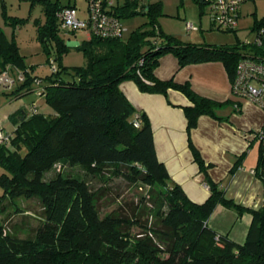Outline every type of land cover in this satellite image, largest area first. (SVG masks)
Masks as SVG:
<instances>
[{"label": "trees", "instance_id": "trees-1", "mask_svg": "<svg viewBox=\"0 0 264 264\" xmlns=\"http://www.w3.org/2000/svg\"><path fill=\"white\" fill-rule=\"evenodd\" d=\"M196 1L202 13L207 0ZM139 2L122 1L119 19L134 13L148 14L152 27L136 28L126 39L91 35L78 45L87 57V65L76 66L73 71L60 61L67 47L58 35L56 16L61 7L72 2H45L46 20L38 23L37 37L48 51V61L54 62L55 57L59 65L55 64L56 69L44 77L33 75L14 40H8L0 29V71L7 67L21 71L24 79L17 81L19 88L35 84L51 109L49 113L38 111L37 105L31 113L18 109L10 116L16 117L15 127L6 129L11 134L9 145H0V213L7 205L14 207L17 198L35 199L40 209L33 226L27 222V215L12 227L0 225V264H264L262 146L255 174L263 184V204L246 208L226 197L225 190L211 179L209 165L188 138L193 158L209 187L208 197L195 202L157 158L147 114L137 111L120 88L122 81L132 80L143 92L163 94L169 104L168 90L180 91L191 102L181 106L189 133L200 115L219 118L218 105L229 100L218 102L205 97L189 81L156 77L154 69L159 58L172 53L179 66L221 61L232 81L243 50L239 43H196L165 33L156 23L161 1L140 2L136 10ZM209 23L210 29L214 28ZM52 39L57 50L54 57L49 52ZM135 119L139 120L138 126L134 125ZM55 163L79 166L86 175L104 182L108 174L118 175L139 189L149 187L153 194L156 185L162 190L155 194L158 198L152 199L151 206L145 193L136 200L120 198L119 192L112 197L106 182L92 189L85 178L61 170L46 178L45 173ZM109 196L114 206L102 211L101 202ZM219 204L236 209L238 214L250 212L251 222L243 242L209 226V217ZM16 209L22 214L28 212ZM26 226L30 227L28 233L19 235Z\"/></svg>", "mask_w": 264, "mask_h": 264}, {"label": "rangeland", "instance_id": "rangeland-1", "mask_svg": "<svg viewBox=\"0 0 264 264\" xmlns=\"http://www.w3.org/2000/svg\"><path fill=\"white\" fill-rule=\"evenodd\" d=\"M68 1L69 0H0V29L8 40H14L25 65L32 69L33 75L44 77L52 70L51 63L48 61V51L43 47L41 41L37 37L38 23L43 24L46 20L45 2L51 4L56 2L58 4H66ZM75 1L80 7L79 15H84V0ZM143 1L147 0H140V2ZM160 1L161 14L157 15L156 23L165 33L173 34L175 33L174 31H183V29H185V21H189L196 27V29L193 30L200 31L202 28V33L205 37L200 35V42L208 44L236 45L245 39L252 41L254 38L255 26L259 22L262 24L261 20H264V0H247L242 4L237 31L210 29L206 5H203L204 11L201 13L202 9L196 0ZM140 2L137 4L138 7L136 6V10L139 9ZM122 21L125 25V30L122 34L123 39H126L130 32L136 28L145 27L149 29L152 27L148 14L134 13L130 16L123 17ZM57 23L59 27L58 35L63 39L67 47L61 55V64L70 71H73L76 66H86L87 57L82 48L78 46L82 45L86 40L85 32L83 30H78L73 33L68 29L62 28L59 22ZM251 28L252 31H250ZM49 50L53 57L57 54L55 40L53 39L50 41ZM53 60L58 66L59 61L55 59V57ZM18 82L12 83L10 86L6 87L0 86V118L5 116L8 112H16L18 109L27 110L33 103L37 105L38 111H50V107L46 104L44 96L38 92L35 84L19 88ZM233 98L235 97L233 96ZM241 102L244 106L243 111L244 115L246 114V118L250 119L251 117V124H258V119L262 116L261 111L251 106L246 100H241ZM228 103L233 105L234 101L223 102L221 104L222 106H219L220 110L217 109V111L221 114L227 113L232 109ZM232 113L237 114L238 112L233 111ZM236 124L243 126L239 120L236 121ZM250 143L251 145L247 148V158L245 156L246 161L244 162L243 169V178L245 179L243 180L248 181V179L252 178V184L249 186L244 185L245 189L242 191L239 189L237 192L234 191V186L238 185L234 184L233 186V183L229 184V193L231 195L235 194L237 198L241 200L244 197L251 203L258 205L259 208L263 204V185L259 179L257 180L254 173H250V169L253 168L256 163L258 142L256 139H252ZM24 150V148H21V152H24ZM60 170L65 174L85 178L92 189L106 182L105 185L112 190V197L116 196L117 192H119L121 194L120 198L123 197V199L128 200L133 198L136 200L140 193H145L149 206L153 204L152 199L158 198L155 194H158L157 192L162 190L160 186L156 185V192L153 194L149 190V187L139 189L136 185L127 182L122 176L118 175L108 174L109 179L104 182L97 176L86 175L79 166H62L60 163H55L52 168L45 173V177L49 178ZM2 171L3 169L0 167V173H2ZM231 177L229 176L225 180L226 185L230 182ZM247 183H249V181ZM1 194L2 188L0 186V195ZM110 197L111 196L107 197L106 200L104 198L101 202L102 211L106 212L114 206L115 201H111ZM232 199L235 203H239L246 208H251V206L244 205L235 198ZM248 201L245 202L248 203ZM15 202L16 204L14 207L11 204L7 205L6 211L1 212L0 225L6 227L10 225V227H12V224L23 220V217L26 215L28 217L27 222L32 224V226L35 225L38 221L37 214L40 213L38 202L35 199L25 198H17ZM220 205L221 204H219V206ZM16 207L27 209V214H22V211L16 209ZM250 217L251 214L247 210H243L238 214L236 209L221 205L219 209L213 210L208 221L209 224L217 230H230L235 241L241 243L246 237L248 225L250 224ZM29 228L28 226L26 229H22L23 231L20 232L19 235L25 236Z\"/></svg>", "mask_w": 264, "mask_h": 264}, {"label": "crops", "instance_id": "crops-1", "mask_svg": "<svg viewBox=\"0 0 264 264\" xmlns=\"http://www.w3.org/2000/svg\"><path fill=\"white\" fill-rule=\"evenodd\" d=\"M174 32V35L189 42L201 43L199 36L205 37L202 28L200 31L183 29V31ZM154 74L160 79L172 77L179 83L189 81L197 93L218 102L227 100L232 102L235 99L231 93V81L221 61L190 63L179 66L178 59L172 53H166L159 58ZM120 88L137 111H144L147 114L153 131L157 158L165 165L171 178L182 187L191 200L198 203L203 202L209 195V187L204 174L199 170L198 164L193 158L188 138L200 151L205 164L209 165L207 167L208 175L214 182L218 183L219 187L225 190L226 197L235 198L242 204L251 206V208H258V205L251 203L244 197L241 200L235 194L231 195L229 184L238 185L234 186L236 192L239 189L244 190V185L252 184V178L248 179L249 183L243 180L245 179L243 178L244 162L246 161L247 148L251 145L250 142L252 139H256L254 132L261 126L263 114L260 119L257 118L258 124L253 125L250 122L251 117L249 119L246 118V114L244 115L242 102L240 109H235L231 103H228L232 109L225 114L217 111L222 106L218 105L216 114L219 118L205 114L200 115L196 126L191 128L188 133L187 119L181 106L190 105L191 102L180 91L168 90V99L172 103L169 104L163 94L143 92L132 80L122 81ZM247 102L261 111L252 102ZM233 111L238 112V115L232 113ZM49 112L51 109L45 111V113ZM13 113L8 112L0 118V124L7 130H12L15 127L14 120L16 117H10ZM237 120L241 121L243 126L237 125ZM257 142L256 163L260 149L259 141L257 140ZM256 163L250 169V173H254L255 176ZM234 164L235 166L238 165L236 169L233 168ZM229 176L232 177L226 185L225 180ZM259 181L261 182L260 179ZM220 206L217 205L215 210L219 209ZM209 226L212 227L210 224ZM215 230L220 233L227 232L228 236L235 241L230 230Z\"/></svg>", "mask_w": 264, "mask_h": 264}, {"label": "built area", "instance_id": "built-area-1", "mask_svg": "<svg viewBox=\"0 0 264 264\" xmlns=\"http://www.w3.org/2000/svg\"><path fill=\"white\" fill-rule=\"evenodd\" d=\"M124 0H84V15L80 16V7L75 0L70 6H63L57 11V18L62 28L70 31L83 30L86 38L95 35L101 38L122 37L125 25L119 19L118 11ZM247 0H207L209 20L214 28L220 30H234L238 26V17L242 4ZM186 30L196 29L192 22H185ZM252 41L245 39L240 48L243 53L235 68V76L231 81V93L234 99V108L240 109L241 100L252 102L262 111L261 126L254 132L264 151V23L254 29ZM52 70L56 69L51 61ZM7 67L0 71V86H10L17 81H23L21 71H14ZM39 84V80H35ZM40 90V89H39ZM38 92L40 93V91ZM36 110L32 104L27 112ZM138 117V115H137ZM139 125V120H134ZM10 132L0 124V145H9ZM253 172V171H252ZM217 238V237H216Z\"/></svg>", "mask_w": 264, "mask_h": 264}]
</instances>
